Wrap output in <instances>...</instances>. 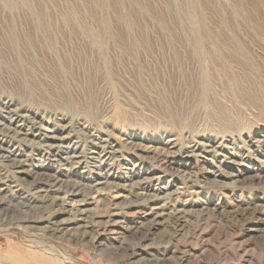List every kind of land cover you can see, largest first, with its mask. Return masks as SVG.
Returning a JSON list of instances; mask_svg holds the SVG:
<instances>
[{"label": "rangeland", "instance_id": "obj_1", "mask_svg": "<svg viewBox=\"0 0 264 264\" xmlns=\"http://www.w3.org/2000/svg\"><path fill=\"white\" fill-rule=\"evenodd\" d=\"M0 147V203L40 218L0 264H264V0H0ZM10 158L107 184L52 213Z\"/></svg>", "mask_w": 264, "mask_h": 264}, {"label": "bare ground", "instance_id": "obj_2", "mask_svg": "<svg viewBox=\"0 0 264 264\" xmlns=\"http://www.w3.org/2000/svg\"><path fill=\"white\" fill-rule=\"evenodd\" d=\"M98 41H100V39H98ZM2 130H4V129H2ZM7 157H9V156H7ZM72 157H76V156H72ZM66 158H70V157H66ZM10 159H11L10 162L12 163V165L15 166V168L18 170V172H20V173H29V174H31L33 176L32 180H34V182H41V183L46 185L45 188H40L38 190V192L40 193V197H38V198L41 199L42 201L43 200H45V201L51 200L52 201L50 203V205H49V207H50L49 211L52 212V213L56 212V211H58V212H60V211H67V212L69 211L70 212L71 211L72 214L78 213V214L81 215V217L82 216H84V217L88 216L89 214H91V212H90L92 210L91 208H87V207L86 208H82V207H76L75 208V207H73V208H75V210H72V209L68 210L67 209L68 206H69L68 203H70V201H68V198L71 197L70 195H80L81 194V195L84 196L83 199L76 200V201L74 200V202H76V204L80 203L82 205V204L85 203V205H87L88 204L87 196L88 195L89 196L92 195V193L101 192V189L104 188L103 186H105V184H107V181H104V180H97L94 184H92V183L82 184L80 182H71L70 183V181L67 182V181L61 179L60 177H58L56 175H51V174H47L46 172H42V171L38 172V171H35V170L24 168L25 164H23V162L20 161V159H15V158H13V159L10 158ZM19 168H21V171H19ZM24 176L21 175V177L25 179ZM53 193H55L54 196H53ZM60 193L64 194V195L63 196H59ZM137 195L141 196L140 197L141 199L144 198V197H142L143 196L142 193H137ZM16 197L23 201V203H24V205L22 206L23 208L20 207L18 209L19 211H16L18 213H13L10 216V212H14L10 208L11 204L9 203V205H7L8 201L6 202L7 204L4 203L5 201L0 203V226H4L6 228L11 227V226H16V225H22L23 226V222H27V221L28 222L29 221L35 222V221H38L40 219L39 218L37 220H29V219H36L37 218V217H33V216L29 215V212L27 211L28 206H30V205H28L29 202L23 200L25 196L22 195V194L16 195ZM82 202H84V203H82ZM128 204H130L129 207H128V209H129L130 207L136 206L137 201L129 200ZM124 209H127V208L124 207ZM3 211H5V212H3ZM119 214H120V212H118L117 209L114 210V211H111L109 215H108V213H105V214L104 213H102V214L99 213V214H96V217H95L96 219L94 220V224L93 225H91L90 222H89V225L95 227V231H96V232L94 231V234L91 235L90 246H91L92 249L97 250L101 246V244L103 243L102 239L99 238V235L103 234L104 232H106L108 230L109 226L107 225L106 220H108V219H117ZM156 216L153 219L150 220L151 221L150 223L148 222L149 223L148 224L149 227L158 223V221H156V219H157ZM84 217H82L80 219L81 220H85ZM178 219L180 220V217H178ZM260 219L262 220L263 218H260ZM52 223H53V225L51 224V226H48V227L46 226V228L43 230V232L46 233V234L52 235L53 237L54 236H56V237H64V234H63L64 231H65L64 229H65V226L67 227L68 224L66 222H62V221H58V220L57 221L55 220ZM89 225H86V227L89 226ZM27 226H31V225L28 223V225H25V227H27ZM111 229H114V228H111ZM128 230H130V227L128 228ZM133 232L135 233V232H140V231L139 230H137V231L135 230ZM113 233H119V231H117V229H115L113 231ZM146 236L147 235L144 233L143 237H146ZM44 250L49 251L50 253H54V254L56 253V254L63 255V257H65L67 259V261L71 260V258H70V256L68 254L66 255V253H63L62 251H58L54 247L53 248H51V247L48 248V246H46L44 248ZM139 254H140V250L139 251L134 250V251L131 252V254H128L129 256L127 255L129 258L126 257V258H124V260L127 259V258H128V260H131V258H135ZM154 260L153 259H149V260H147V262H151V264H152ZM153 264H159L158 260H156L155 263H153Z\"/></svg>", "mask_w": 264, "mask_h": 264}]
</instances>
